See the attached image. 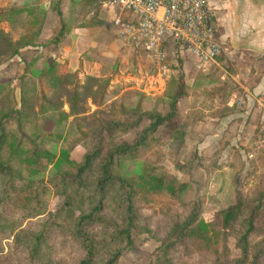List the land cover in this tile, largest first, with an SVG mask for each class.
<instances>
[{
	"label": "trees",
	"instance_id": "16d2710c",
	"mask_svg": "<svg viewBox=\"0 0 264 264\" xmlns=\"http://www.w3.org/2000/svg\"><path fill=\"white\" fill-rule=\"evenodd\" d=\"M58 1L45 7L42 0H17L0 8V67L41 44L48 11ZM101 2L72 1L73 25H62L57 42L73 28L106 24L99 17ZM43 57L25 62L17 87L15 76L0 75V264H119L143 235L159 243L151 264H264V149L254 156L260 173L248 214L240 147L231 149L227 162H221L227 142L208 158L207 182L224 167L234 173L233 201L210 220L201 204L184 198L191 181L160 166L166 157L181 155L199 123L238 110L233 97L240 88L233 79L221 80L212 64L189 83L180 60L152 109L143 107L142 97L129 105L124 96L104 108L111 100L110 77L80 80L52 54L35 70ZM89 101L97 107L92 112ZM164 127L171 130L163 133ZM79 145L85 152L75 160ZM135 159L141 162L136 175L119 172L121 160ZM193 163L194 155L179 169L191 174ZM51 197L59 199L54 209Z\"/></svg>",
	"mask_w": 264,
	"mask_h": 264
},
{
	"label": "crops",
	"instance_id": "0c3cea01",
	"mask_svg": "<svg viewBox=\"0 0 264 264\" xmlns=\"http://www.w3.org/2000/svg\"><path fill=\"white\" fill-rule=\"evenodd\" d=\"M15 1L17 0H0V8ZM51 1L53 0H42V3L49 7ZM72 1L74 0H60L55 8L49 9L48 19L40 37L41 44L28 48L30 58L37 54L44 57L52 54L60 63L65 64L68 71L78 72L81 77L85 75L110 77L109 90H119V95L126 96L125 91L136 88L144 91L146 94L141 96L144 102L150 95L151 79L157 77L161 80V77L156 73L152 56L145 45H124L113 27L112 21L116 17L128 18L131 16L130 13L113 4L111 0H102L98 12L106 24L73 28L58 43L55 38L62 25H73ZM208 2L214 13L213 23L217 30L221 53L215 63H209L204 68L214 64L221 80L229 77L238 84L240 90L233 97V102L237 103L241 99L242 104L237 105L242 110L238 109L234 114L222 119H206L190 133L186 141L187 152L195 151L199 156L206 158L205 161H197L193 168L192 180L196 182L206 180L207 158L221 148V140L239 138V131L243 129L244 124L248 123L254 130L259 129L264 137V0H208ZM107 27L115 31L118 41L113 40ZM167 52L170 59L180 61L187 58L196 66L197 71L201 69L197 67L194 57L174 56L171 41L167 43ZM44 57L39 61L44 60ZM171 63L174 64V61ZM182 66L185 73L187 66L190 68L189 63L183 62ZM123 86L125 87L122 89ZM142 87L144 89H141ZM260 98L263 100L261 106ZM227 144L222 151L225 159L222 158L221 162H227L232 148L240 147L235 143ZM230 172L228 167L222 168L215 173L209 184L215 182L219 186H225L227 179L225 174ZM184 179L190 178L186 176Z\"/></svg>",
	"mask_w": 264,
	"mask_h": 264
},
{
	"label": "rangeland",
	"instance_id": "374dc122",
	"mask_svg": "<svg viewBox=\"0 0 264 264\" xmlns=\"http://www.w3.org/2000/svg\"><path fill=\"white\" fill-rule=\"evenodd\" d=\"M1 27L5 29L6 31L9 30V27L7 24H1ZM107 29L110 30V34L113 38V40L118 41V37L114 30L107 27ZM30 51L29 49H23L21 51V54L16 56L12 62L9 65H3L0 67V75H12L16 78L23 72L25 67V62L30 60ZM174 64L171 63L173 71L177 74L176 69L179 68L180 63L178 62L179 59L173 60ZM170 61V62H171ZM184 63H189L190 68L187 66V72H186V80L189 83H192L193 77L195 76V73L197 71L196 66L192 64V61L184 58L182 59ZM45 63V57L44 60H41L37 62L35 66V70L40 69ZM183 64V63H182ZM188 65V64H187ZM80 80L84 79V76H79ZM161 80L156 78L151 79L149 85V92L150 95L145 99V104H143V107L145 109H152L155 105V100L161 96L166 88L167 81L164 78H160ZM16 87L18 86V78L15 81ZM111 85V82H110ZM125 86L122 87V89ZM141 89H144L142 87ZM111 92V100L106 104L104 108H108L111 106L112 102H114L117 98L123 95H119V90H112ZM143 94H146L144 91L136 88L132 90L125 91V99L127 104L133 105L134 101L138 100ZM17 95L19 96V89L17 88ZM118 95V96H117ZM143 102V103H144ZM88 110L89 112L94 111L97 107L91 102H88ZM188 103L187 101L182 102L180 104L181 112L184 113L187 110ZM65 109L68 110V105L65 106ZM159 109L161 111H166V106L164 104H161L159 106ZM238 109L240 110L241 107L238 106ZM242 110V109H241ZM146 122L143 123L140 127H135L131 130V133L127 136V140H133V138L136 136V133H138L144 126ZM171 130V127H164L161 129V132L168 133ZM263 134L260 132L259 129L255 128V130L250 126L248 123L244 124V127L241 131H239V138H235L234 140H221V145L223 146L226 142L229 144H236L240 146L241 153L243 155V159L246 163L244 172L241 175V189L246 192L247 194V201H246V210L245 214H248L250 209L253 207L255 203V199L257 198L256 194L251 191V187L258 182L259 177V165L255 161L254 156L256 154L257 150L264 149V137ZM188 140V139H187ZM240 143V144H239ZM236 148V147H235ZM247 149H251V151L247 152ZM85 149L82 146H77L73 152H72V158L75 160H81L84 155ZM194 155V163L193 168L195 165H197V161H205L206 158L204 156H199L197 152H187V144L183 148V151L180 156H174V157H166L163 161L160 162V166L164 168L165 170L173 173L175 171V175H177L178 178L181 180H190L191 181V187L186 191L184 198L187 201H190L192 203H199L202 205L203 208V215L207 220H210L213 218L215 213L229 205L233 201V193H234V184H233V171L229 168L231 171L230 173H226L225 176H227L226 184L225 186H219L215 182L213 184H209L206 180L196 182L194 179L192 180V172L191 174H187L182 172L179 169L180 165L186 164L189 159ZM224 158V157H222ZM225 159V158H224ZM208 162V158H207ZM203 163V162H202ZM199 164V163H198ZM117 168L119 169V172L123 175H136L141 168V162L140 160H121L117 164ZM193 171V169H192ZM53 172V168H50L49 171L45 174V176H49ZM215 175V174H214ZM213 175V176H214ZM189 177L190 179H184ZM207 178V175H206ZM212 179V178H211ZM193 183V184H192ZM215 183V184H214ZM57 202H59V199L57 197H51L49 207L51 209H54L56 207ZM159 243L152 239L147 237L146 235L136 237L135 243L126 249L124 252V255L122 256L119 264H151L154 259L157 256L156 248L158 247ZM229 246L232 250L233 255H238L239 251L235 247V240L230 239L229 240Z\"/></svg>",
	"mask_w": 264,
	"mask_h": 264
},
{
	"label": "built area",
	"instance_id": "2783aa9c",
	"mask_svg": "<svg viewBox=\"0 0 264 264\" xmlns=\"http://www.w3.org/2000/svg\"><path fill=\"white\" fill-rule=\"evenodd\" d=\"M130 13L116 17L113 27L124 45L142 44L149 50L156 73L168 79L172 65L167 43L173 54L194 57L198 68L215 63L221 53L214 13L208 0H111ZM238 105L242 100L237 101ZM262 98L259 99L260 106Z\"/></svg>",
	"mask_w": 264,
	"mask_h": 264
}]
</instances>
